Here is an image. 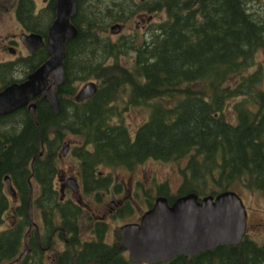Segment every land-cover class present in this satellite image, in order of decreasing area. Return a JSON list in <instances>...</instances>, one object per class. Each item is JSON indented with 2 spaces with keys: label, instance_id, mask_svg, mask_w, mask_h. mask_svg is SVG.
I'll return each instance as SVG.
<instances>
[{
  "label": "trees",
  "instance_id": "16d2710c",
  "mask_svg": "<svg viewBox=\"0 0 264 264\" xmlns=\"http://www.w3.org/2000/svg\"><path fill=\"white\" fill-rule=\"evenodd\" d=\"M54 1L47 0L40 10L35 0H13V5L26 30L47 36ZM89 1L77 0L72 19L78 33L66 45V80L57 87L61 110L55 112L40 95L35 116L27 105L0 115V223L19 201L17 223L0 229V264H49L36 255L18 259L30 220L31 182L39 188L37 201L48 222L60 217L67 232H79L75 218L83 208L69 200L56 203L59 155L70 134L83 138L73 154L90 191L111 183L101 165L133 169L154 157L186 161L179 167L183 179L178 189L172 192L168 181L159 183L155 195L147 192L148 206L157 195L173 202L190 191L202 196L231 188L264 195V69L257 62L264 52V0ZM161 10L167 17L156 23L150 39L105 34L114 23ZM48 57L43 46L1 61L0 90L24 79ZM91 79L98 81L96 93L77 100L78 83ZM232 98L234 119L228 111ZM141 104L149 107V116L133 128L124 111ZM6 174L17 189V201L6 189ZM106 227L100 224L97 240L70 238L68 251H59L55 264H138L129 258L119 229L113 242L104 240ZM141 264H264V238L247 232L239 243Z\"/></svg>",
  "mask_w": 264,
  "mask_h": 264
},
{
  "label": "water",
  "instance_id": "95a60500",
  "mask_svg": "<svg viewBox=\"0 0 264 264\" xmlns=\"http://www.w3.org/2000/svg\"><path fill=\"white\" fill-rule=\"evenodd\" d=\"M54 10L55 18L47 36L36 31L20 33V39L30 53L47 46L49 57L24 79L13 81L0 90V115L27 105L31 115L35 116L37 101L34 99L39 95L50 102L55 112L61 110L57 86L66 80V45L78 33L72 20L77 14L78 2L55 0ZM121 27V23L117 22L111 30L119 31ZM8 50L16 52L14 46H9ZM97 89V81H87L78 90L76 99L89 98ZM67 150L68 147H64L63 151ZM4 179L8 192L17 200L11 176L6 174ZM71 183L75 187L79 185L74 177ZM30 197V217L33 218L32 184ZM247 224L248 210L243 197L236 189L229 188L203 196L190 191L177 196L173 202L165 194L157 195L154 204L144 211L138 221L126 222L119 230L130 259L141 264L166 261L178 254L193 256L221 243H239L247 232ZM27 251L28 248L20 256Z\"/></svg>",
  "mask_w": 264,
  "mask_h": 264
},
{
  "label": "rangeland",
  "instance_id": "374dc122",
  "mask_svg": "<svg viewBox=\"0 0 264 264\" xmlns=\"http://www.w3.org/2000/svg\"><path fill=\"white\" fill-rule=\"evenodd\" d=\"M46 2L47 0H35L37 10H40L42 7H44ZM90 2L94 4L93 0H90L89 3ZM166 17L167 14L163 10L154 12L143 11L130 19V21H128L126 24H121L122 27L119 31H112L110 26L109 30L105 32V34H111L113 38H117L122 34H127L136 35L140 39H150L153 27L157 22L163 20ZM24 30L25 28L21 24L15 12L13 0H0V62L14 59L18 55L26 54L28 52L25 44L18 37V34ZM12 33H16L17 35L15 42H9L7 45H3L1 43L2 39ZM8 46H15L17 52H10V50H8ZM122 60L128 64L127 57H122ZM257 62L260 63L264 69V52L261 51L258 53ZM258 63L252 69H255L258 66ZM83 83L84 82L78 83V89L83 85ZM234 100L235 98L230 99L228 106V111L230 113L229 115L232 119H234V116L232 114L233 109L231 105L234 103ZM148 116L149 107L144 104L133 106L124 111L125 121L133 128L145 121ZM67 138L71 142L72 146H74V144H81L83 141V138L76 134H70ZM185 161V159H182L180 162H178L176 160H162L149 157L137 164L133 169L123 165L109 166L103 164L100 166L102 173L111 174L112 177H114V182L117 184H123L127 190L125 189L124 193L119 194L113 185L111 186V189L104 188L101 190L99 198L97 197L95 191H92L93 194L89 192L86 194L85 200L92 205L91 210H96L99 214H104L105 208L107 206L110 207V204L114 199L125 197V195L132 198L131 211L105 216L106 221H108L105 232V237L108 242H112L117 238V231L123 223L138 220L143 211L148 207L146 202L148 191L155 195L157 193L158 184L163 181L169 182L172 192H175L178 189L183 179L179 167L180 164L183 165ZM58 165L59 171L58 176L56 177L57 180L64 172L66 174L79 176L78 172L80 162L71 151H69V153L66 155L59 157ZM144 187L146 188V195H141L140 192L144 189ZM35 189L37 193V185L35 186ZM239 193L243 197L248 210L247 232L250 237L262 241L264 238V195L248 189H242L239 191ZM71 195L76 199L77 195H74L72 192ZM91 210L84 208L81 218V229L85 238H91L94 235V232L91 228V221L95 218H93ZM9 215L10 216L6 218L5 225L10 224L13 219L10 213ZM37 220H40L39 216H37ZM56 239L57 237L55 238L52 251H49L53 254H51V257H49L47 260L49 264H55L54 260L52 261V258L55 255L54 251L56 252V250L64 248V244L61 242V240L56 241ZM23 249H25V246H22L21 250Z\"/></svg>",
  "mask_w": 264,
  "mask_h": 264
},
{
  "label": "flooded vegetation",
  "instance_id": "af4514ba",
  "mask_svg": "<svg viewBox=\"0 0 264 264\" xmlns=\"http://www.w3.org/2000/svg\"><path fill=\"white\" fill-rule=\"evenodd\" d=\"M11 35L13 36L10 39H7V40L2 39L1 43L3 45H7L9 42H15V38L17 37L16 33H12ZM18 37H19V34H18ZM65 147H68L69 151H71L73 154V146L68 138L65 139ZM63 149L64 148L61 149L59 156H63L69 153L68 150L67 152H64ZM78 173H79V176H75L72 174H66L64 172L60 175L58 180L56 179V177L58 176V173H57L55 177V186L59 190L60 195L56 203L61 205L62 204L61 202H66L69 200L71 203L80 205L83 209L86 208V209L91 210L92 205L89 204V202L85 200V196L89 192L92 193V191L87 189V184L82 176V173L80 172ZM99 173H101V171H99ZM72 177L77 178V181L79 184L78 187H75L74 185H72L71 183ZM110 181L111 183L107 187L93 190L96 192L98 198H99V194L101 190H103L104 188L111 189V186L113 185H114V188L117 189L119 194L124 193L126 188L123 186V184L115 183L114 177H112V175L110 176ZM35 186L36 184L33 183V207H32L33 218L30 217L29 223L26 226V234L23 238V246H25V249L21 250L20 254L27 248H28V251L25 254H23L22 257L26 255H31V256L36 255L37 257L41 256L46 262L49 259V257H51L52 253H50L49 251H52L53 245L55 243V238L57 237L56 241L61 240V242L64 244V248L60 250H56V252L54 251L55 255L52 258V261H53L55 260V256L59 251L60 252L68 251L67 246L69 244L70 238L72 240H79V241L80 240L82 241L97 240L99 237L98 229L100 227V224L104 223L107 226L108 221H106L105 216L115 215L118 213H125V212H129L132 210V207H131L132 198L130 196L128 197L127 195H125V197L114 199L112 203L110 204V207L107 206L105 208L104 214H99L96 210H91L92 216L93 218H95L94 220L91 221V225H92L91 228H92V231L94 232L93 233L94 235L91 238H85L83 235V231L81 229V218H82L83 213L82 214L80 213V215H78L75 218L78 223V229H79L78 233L67 232V230L63 228L64 226H62L63 222H61L62 219L60 217H58L55 222H48L47 217H46L47 214L44 210L45 208L44 205L40 201H37V198H38L37 196L39 194V188L37 189L38 192L36 193ZM71 192L74 195H77L76 199L75 197L71 195ZM130 192H131V189H130ZM140 193L141 195H146V188L144 187V189ZM30 196H31V185H30ZM30 198H29V205H28L29 215H30ZM18 203L19 201L16 202V205H12L7 211H5L3 215V221L0 223V229L12 227L17 223V220H18V215H17L18 208L17 207L19 205ZM64 204L66 205L67 203H64ZM9 213L12 215L13 219L10 224L5 225L6 218L10 216ZM37 216H39L40 220H37ZM140 217L138 218V220L140 219ZM60 229L62 231H60ZM104 232H106V230ZM104 240H107L105 237V233H104ZM22 257H19V259H21Z\"/></svg>",
  "mask_w": 264,
  "mask_h": 264
},
{
  "label": "bare ground",
  "instance_id": "6f19581e",
  "mask_svg": "<svg viewBox=\"0 0 264 264\" xmlns=\"http://www.w3.org/2000/svg\"><path fill=\"white\" fill-rule=\"evenodd\" d=\"M58 87V86H57Z\"/></svg>",
  "mask_w": 264,
  "mask_h": 264
}]
</instances>
